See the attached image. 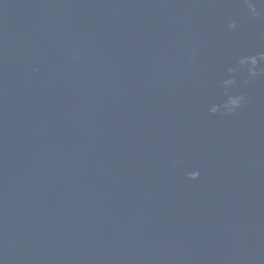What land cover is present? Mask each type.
<instances>
[{"label":"water","instance_id":"95a60500","mask_svg":"<svg viewBox=\"0 0 264 264\" xmlns=\"http://www.w3.org/2000/svg\"><path fill=\"white\" fill-rule=\"evenodd\" d=\"M0 264H264V0H0Z\"/></svg>","mask_w":264,"mask_h":264}]
</instances>
